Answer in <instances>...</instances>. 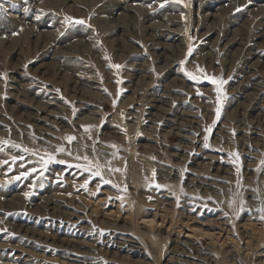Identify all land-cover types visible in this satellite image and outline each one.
Wrapping results in <instances>:
<instances>
[{"label":"rangeland","instance_id":"374dc122","mask_svg":"<svg viewBox=\"0 0 264 264\" xmlns=\"http://www.w3.org/2000/svg\"><path fill=\"white\" fill-rule=\"evenodd\" d=\"M263 26L262 0H0V264H264V142L233 138ZM234 33L249 45L225 66ZM82 68L103 86L95 121ZM164 92L199 120L188 142L149 120Z\"/></svg>","mask_w":264,"mask_h":264},{"label":"bare ground","instance_id":"6f19581e","mask_svg":"<svg viewBox=\"0 0 264 264\" xmlns=\"http://www.w3.org/2000/svg\"><path fill=\"white\" fill-rule=\"evenodd\" d=\"M262 2H264V0H262ZM131 3L132 2H130V1L124 3V8H123L124 12L123 13L126 14V13L130 12V10L133 9V5H131ZM114 7H116V6L112 5V4L107 6V8H111V9L114 8ZM125 11H128V12H125ZM234 34L231 35L232 36V40H234V42L231 41V39L227 40V43H229V44L232 42V44L229 45L230 46L229 47V51L231 50L230 48H233V47H234L233 48L234 51H233V53L230 54L231 56L228 58L229 60L226 61L225 66L226 65L232 66L234 64V62L236 60V55H235L236 54V49H238L239 47H245L248 44V41H249V38L246 37V36H242V38H240V40H238L237 38H239V37H237V35H236L237 33H234ZM239 35H241V34L239 33ZM256 37L258 39V42H257V45L259 44L258 47L264 48V29L261 30V28H260L257 31ZM121 38H124V37H121ZM222 41L224 42L225 38L222 39ZM210 55L207 56V54H206L204 56H207L206 57L208 59L207 61L212 64L213 60H212V56H210ZM172 58H173V56L169 55L167 52L163 55L161 62L163 64L164 68H166V67L169 68L171 66V64H173L172 62H173L174 59H172ZM60 68H61V66H60ZM141 69H142V71H144V73L142 74L143 78L142 77H140V79L138 78L139 79L138 82H140L142 84L144 79L147 76H149V74H148L149 70L144 69V67H142V65H141ZM47 70H49V69H47ZM59 70H61V69H59ZM242 73H244V77H240V79L238 80L239 83L236 86V96L238 98L237 103H236V108H237V111L238 110L240 111V114H238V116L235 115L236 118H235L234 121H236L235 125H236V128H237L238 131H236L237 134L233 138L236 139V142H241L243 144H245L246 137H250V138H254V139H260L259 142L262 140L261 142L263 143L264 142L263 141V138H264V53H260L258 55L257 61L254 62L247 70H244ZM73 74L74 75L71 76V77H73L72 78L73 88L77 92H79V91L81 92L80 95H78V96L75 95V96L78 99L79 106L82 107V109H84V112H86V115H83V114L82 115L87 117L88 120L95 121L97 119V114H98L97 104H96V101L94 99H92V98H90L88 96V94L90 92L96 93L95 90H97V91L103 90V86L101 84L102 82L100 83L98 78L94 77L95 75L93 73H91L88 69H85V68H82L80 70L76 69V70H74ZM63 76H65L64 73H63ZM180 82H184V81H180ZM185 83H186V81H185ZM140 86L141 85H139L138 87L134 88L135 89L134 93L140 91ZM179 86L181 87L183 85H179ZM89 88L92 89V90H90ZM93 90H94V92H93ZM188 93H190V92H188ZM19 95H20V93H19ZM167 96H168V94L164 92V94L161 96L162 98L161 99H157V102L155 101L156 103L154 102V104H153V108H154L153 110L154 111L150 112L149 120L151 121V123H153V122H156V120H158V119H164L165 122H166L165 126L167 127V130L171 131L174 134L179 135L183 141H187L189 139V135L188 134H189L190 128L197 127V124H198L199 120H197L195 118V115H194L193 112L188 111L186 109H182L181 108V110H179L177 112H174V113H171L172 111H171L170 100L167 99ZM24 98H26V97H23L22 100H24ZM143 98H144V95L141 94L139 96V99H143ZM159 100L161 102H159ZM29 103L27 105H29L30 107L34 108V105L29 104ZM249 108H251L252 111L256 112V114L254 116L255 117L257 116L255 119H251V121L250 120L248 121L247 120L248 117L246 116V112L248 111ZM134 115H136V114H134ZM259 118H261L263 120V122ZM200 121H202V119ZM261 123H263V124H261ZM229 125H227V126H229ZM198 127H197V129H198ZM215 134H217V137L220 138V139H223V137L226 136L225 135L226 132L223 131V128H221L220 131L218 130ZM248 150L246 151L247 153H248ZM254 152H252V153H254ZM248 154H251V153H248ZM202 157L204 159H208V160L212 159V157L210 155H208L207 153H205V154L203 153ZM248 158H250V157H248ZM213 159H216V158H213ZM196 170H195V172H196ZM195 175L197 177V176H199V173L196 172ZM117 238H118V240L120 239V242H124L125 241L127 243H130L131 245L135 242V239L132 238V236H129L127 234H121ZM190 241H191V236H190V234H187V235H185L183 237L181 243L182 244H189ZM83 244H84V242H83Z\"/></svg>","mask_w":264,"mask_h":264},{"label":"snow or ice","instance_id":"6c2138e0","mask_svg":"<svg viewBox=\"0 0 264 264\" xmlns=\"http://www.w3.org/2000/svg\"><path fill=\"white\" fill-rule=\"evenodd\" d=\"M77 22H78V23H83V21H77ZM192 51H193V49H192L191 47H189V49H188V55H189V56L192 54ZM184 62H185V61H181L180 63L183 64ZM115 67L119 68L120 66H119V65H116ZM198 71H203V70L198 69ZM186 75H188V76H189L191 79H193V80L197 79V77L194 76V75H193L192 73H190V72L186 73ZM204 78H205V79H211L213 83L216 82L214 78L207 77L206 75H205ZM217 117H219V110H217ZM74 139H75V137H72V136H69V137H68V140H69V141L74 140ZM207 139H208V137L206 136V137H205V140H207ZM205 146L207 147V144H206ZM17 147H18V145H17ZM0 150H2V149H0ZM59 150H60V151H63L64 149L61 148V149H59ZM25 151H27V149H25ZM19 159L22 160L23 157H20ZM12 160H13V162H15V161L17 160V157H13ZM33 171H35V169H33ZM24 175H28V173H24ZM96 175H100V173L97 172ZM17 178H19V177H17ZM157 187H159V185H157ZM261 219H264V217H261Z\"/></svg>","mask_w":264,"mask_h":264}]
</instances>
